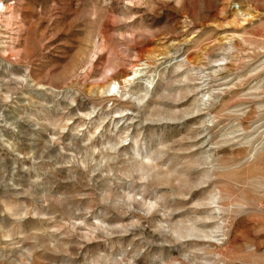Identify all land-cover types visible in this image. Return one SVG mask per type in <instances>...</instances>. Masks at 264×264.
<instances>
[{
	"label": "rangeland",
	"instance_id": "374dc122",
	"mask_svg": "<svg viewBox=\"0 0 264 264\" xmlns=\"http://www.w3.org/2000/svg\"><path fill=\"white\" fill-rule=\"evenodd\" d=\"M0 264H264V0H0Z\"/></svg>",
	"mask_w": 264,
	"mask_h": 264
},
{
	"label": "bare ground",
	"instance_id": "6f19581e",
	"mask_svg": "<svg viewBox=\"0 0 264 264\" xmlns=\"http://www.w3.org/2000/svg\"><path fill=\"white\" fill-rule=\"evenodd\" d=\"M4 6V5H3ZM23 33V32H22ZM20 35V34H19ZM128 75V73L125 74V76Z\"/></svg>",
	"mask_w": 264,
	"mask_h": 264
}]
</instances>
